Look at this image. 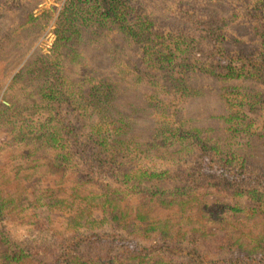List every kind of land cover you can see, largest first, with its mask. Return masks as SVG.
Masks as SVG:
<instances>
[{
    "label": "trees",
    "instance_id": "trees-1",
    "mask_svg": "<svg viewBox=\"0 0 264 264\" xmlns=\"http://www.w3.org/2000/svg\"><path fill=\"white\" fill-rule=\"evenodd\" d=\"M41 1L0 0V264H264V229L241 230L264 221V0H64L45 54ZM40 165L72 172L78 202L4 193L2 167ZM190 201L186 230L120 208Z\"/></svg>",
    "mask_w": 264,
    "mask_h": 264
},
{
    "label": "rangeland",
    "instance_id": "rangeland-1",
    "mask_svg": "<svg viewBox=\"0 0 264 264\" xmlns=\"http://www.w3.org/2000/svg\"><path fill=\"white\" fill-rule=\"evenodd\" d=\"M64 0H42L41 2L38 3L37 8H35V13H40L44 8L48 7L52 11V18L49 20L48 23L44 24L43 28L40 31L39 37L36 38L34 43L32 44L30 51L34 50L35 48L40 49V51L45 54L49 49V46L52 43L53 40V17L57 15V10H59L62 6ZM182 21L180 20L179 24ZM30 52H26L19 64L18 67L13 71L15 72L20 65H22L26 59L28 58ZM8 82H6L3 86L7 85ZM15 90L22 91V88L17 87L16 85L13 86ZM2 94V92H1ZM202 111V110H199ZM6 133L4 131H0V139L4 138L6 139ZM5 153L8 151H16L19 150L20 148L16 147L15 145L11 146H6L5 148ZM2 157H0V160H2ZM6 157V156H5ZM19 174L17 176L13 175L12 172H5L4 167L1 169V177L5 178L3 182L4 186V193L10 194L12 191H17L19 189L20 191L24 190L26 188L27 191H29L30 187L33 185H36L40 189V192L43 191L45 194H48L52 198L56 199H61L63 198L64 200L67 199V203L69 200L71 202H76L74 201L71 196V179L73 178V173L70 172L69 170L63 172V176L60 177L58 171L51 170L49 173H47L46 168L43 165H40L37 169L33 171V169H22L18 170ZM33 171V172H32ZM32 172V173H31ZM53 174H50V173ZM26 173L28 175L23 176L22 174ZM32 175H40V181H38L36 184H31L33 180H31ZM79 190V195L82 193H85L84 191ZM79 195H76L74 192V198L75 200L80 199ZM211 195L208 197H205V199H210ZM78 202V201H77ZM76 202V203H77ZM188 202L184 206H169V208H163L156 206L152 209H137L134 205L129 206V207H120L121 211L125 217V221L127 223H130L131 221L137 222L140 224H150L152 227L155 229H159L161 226H167L168 228H182V229H190L197 225L198 227H201L200 225V216H199V211L200 207L198 205V202ZM70 204V203H69ZM78 208L77 204L74 206L68 207L67 204L64 205V210L58 209V211L61 213V215L54 217L56 218L51 222V226L54 227L57 231H69L70 230V225L67 224L65 215L75 212V210ZM33 217L30 211H20L19 213L16 214L15 218L10 221V220H5V222L9 221L10 223L12 222L13 224L11 225V228L14 229H21L24 230L26 227L29 226L30 224V218ZM262 219L259 220H254V221H249V220H242V233L243 232H248V233H257L258 228L261 230L264 229V221H261ZM175 223H178L175 225ZM213 225L211 223H207L204 225V227L210 231V228ZM10 227V226H9ZM248 228V229H247ZM255 229V231H254ZM260 230V231H261Z\"/></svg>",
    "mask_w": 264,
    "mask_h": 264
}]
</instances>
